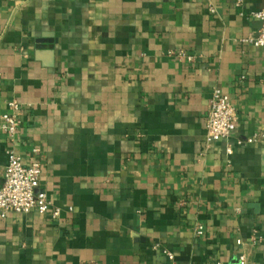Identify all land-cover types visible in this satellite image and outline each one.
<instances>
[{
    "label": "crops",
    "instance_id": "obj_1",
    "mask_svg": "<svg viewBox=\"0 0 264 264\" xmlns=\"http://www.w3.org/2000/svg\"><path fill=\"white\" fill-rule=\"evenodd\" d=\"M262 9L0 0V121L23 112L14 142L0 129V184L14 147L62 208L0 216V264H264ZM215 87L239 121L209 142Z\"/></svg>",
    "mask_w": 264,
    "mask_h": 264
},
{
    "label": "built area",
    "instance_id": "obj_2",
    "mask_svg": "<svg viewBox=\"0 0 264 264\" xmlns=\"http://www.w3.org/2000/svg\"><path fill=\"white\" fill-rule=\"evenodd\" d=\"M238 3H241V0H238ZM252 15L261 22V27L249 40L264 49V9L255 11ZM22 113L20 101L12 99L8 102L7 111L1 116L0 129L12 142L16 140L20 132ZM238 121L239 113L234 101L220 87H215L205 120L207 140L212 142L229 138L236 130ZM254 140L257 141L258 138ZM33 152L37 154L40 150L35 148ZM228 152L231 154L233 148L228 147ZM6 156L5 175L0 184V216L6 217L12 212L26 213L36 210L41 213L50 212L53 218H58L62 208L54 204L46 190L40 188L43 167L41 161L24 162L22 155L14 147L6 150ZM203 229L204 226L199 225L197 233L202 234ZM164 252L173 258L171 252L167 250ZM212 264L222 263L216 261ZM238 264H248L245 255L240 256Z\"/></svg>",
    "mask_w": 264,
    "mask_h": 264
}]
</instances>
